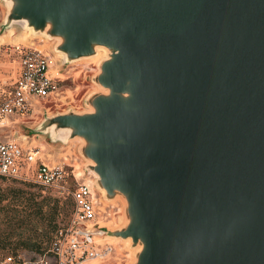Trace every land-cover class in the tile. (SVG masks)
<instances>
[{
	"label": "water",
	"instance_id": "obj_1",
	"mask_svg": "<svg viewBox=\"0 0 264 264\" xmlns=\"http://www.w3.org/2000/svg\"><path fill=\"white\" fill-rule=\"evenodd\" d=\"M7 1L70 60L107 49L92 111L50 123L124 199L133 264H264V0Z\"/></svg>",
	"mask_w": 264,
	"mask_h": 264
},
{
	"label": "rangeland",
	"instance_id": "obj_2",
	"mask_svg": "<svg viewBox=\"0 0 264 264\" xmlns=\"http://www.w3.org/2000/svg\"><path fill=\"white\" fill-rule=\"evenodd\" d=\"M8 7L7 0H0V93H7L16 78V67L11 62L14 54L9 51L12 44L49 52L57 71L62 73V80L57 83L56 93L42 101L37 109L24 117L10 120L0 132V138H15L24 145L31 142L48 163L63 164L68 172L66 187L70 188L74 183L71 171L78 182L92 185L101 215L99 224L107 231L101 241L111 243L113 252L105 262L92 260L89 264H133L135 252L131 239L109 237L112 234L110 232L125 225L124 199L117 192L111 199L103 197L99 192L98 176L91 169V161L81 151L86 144L85 140L78 136L67 139L68 134L64 130L50 123L53 117L60 114H85L92 111V98L106 92L96 77L101 62L108 54L102 55L97 50L93 55L96 52L101 55L95 61L88 58L90 56L70 60L56 48L60 42L57 37L47 38L40 34L41 31L38 34L31 32L23 21L8 20ZM44 30L47 31V28ZM5 48L8 50L4 51ZM71 204L69 197L43 190L31 181L0 177V249L10 253L26 252L30 256L42 252L54 232L68 223ZM39 205L41 208H38ZM24 209L33 211L29 215L31 219L24 218ZM32 241L38 243V249L22 247Z\"/></svg>",
	"mask_w": 264,
	"mask_h": 264
},
{
	"label": "built area",
	"instance_id": "obj_3",
	"mask_svg": "<svg viewBox=\"0 0 264 264\" xmlns=\"http://www.w3.org/2000/svg\"><path fill=\"white\" fill-rule=\"evenodd\" d=\"M5 48L4 51H7ZM11 62L16 67V78L7 93H0V132L13 118L24 117L37 109L42 101L56 93L62 73L57 71L53 57L44 49L12 44ZM31 142L21 144L15 138H0V177L31 181L71 200L68 223L58 228L48 246L33 256L26 252L10 253L0 249V264H89L105 262L113 252L112 244L101 241L105 230L96 193L89 184L78 182L66 187L68 172L61 163H48Z\"/></svg>",
	"mask_w": 264,
	"mask_h": 264
},
{
	"label": "bare ground",
	"instance_id": "obj_4",
	"mask_svg": "<svg viewBox=\"0 0 264 264\" xmlns=\"http://www.w3.org/2000/svg\"><path fill=\"white\" fill-rule=\"evenodd\" d=\"M9 35V34H8ZM97 50H99V51H101V54L102 55H105V54H108L107 53V49H106V47H104V46H102V45H100V46H96L95 47V51H97ZM61 53V52H60ZM59 54V53H58ZM62 54V53H61ZM61 54H59V55H61ZM100 53H97L96 52V55H91L90 57H88V58H90V59H92L93 61H95V60H97V58H99V56L101 55ZM65 78V77H64ZM59 95V94H58ZM61 96V95H60ZM94 174V173H93ZM94 176L96 177V175L94 174ZM101 194H103V190H101V191H99ZM109 236V235H108ZM110 238H115V237H113V236H109ZM140 245H135L134 247H133V250H134V252L136 253L139 249H140Z\"/></svg>",
	"mask_w": 264,
	"mask_h": 264
},
{
	"label": "trees",
	"instance_id": "obj_5",
	"mask_svg": "<svg viewBox=\"0 0 264 264\" xmlns=\"http://www.w3.org/2000/svg\"><path fill=\"white\" fill-rule=\"evenodd\" d=\"M51 207H55V206H50L49 208H51ZM38 208H41V205H39ZM15 211H17V210L15 209ZM19 211H21V210H19ZM23 212H24V218H26L28 220L31 219L29 217V215H31L33 213V211H30V210L27 211L26 209H24ZM22 247H25V248H36V249H38V243L36 241H32V242H29L27 244H23Z\"/></svg>",
	"mask_w": 264,
	"mask_h": 264
}]
</instances>
